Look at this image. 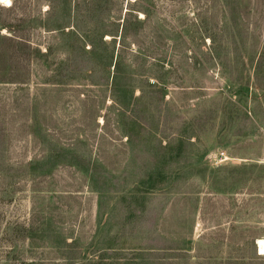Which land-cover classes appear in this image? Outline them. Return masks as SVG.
<instances>
[{
	"label": "rangeland",
	"instance_id": "obj_1",
	"mask_svg": "<svg viewBox=\"0 0 264 264\" xmlns=\"http://www.w3.org/2000/svg\"><path fill=\"white\" fill-rule=\"evenodd\" d=\"M1 1L0 264H264V0Z\"/></svg>",
	"mask_w": 264,
	"mask_h": 264
},
{
	"label": "bare ground",
	"instance_id": "obj_2",
	"mask_svg": "<svg viewBox=\"0 0 264 264\" xmlns=\"http://www.w3.org/2000/svg\"><path fill=\"white\" fill-rule=\"evenodd\" d=\"M1 2L2 3L3 2H7V3L9 2V3H11L9 0H2ZM256 244H258V248H259L260 254L264 255V239H259L258 240V243H256Z\"/></svg>",
	"mask_w": 264,
	"mask_h": 264
}]
</instances>
